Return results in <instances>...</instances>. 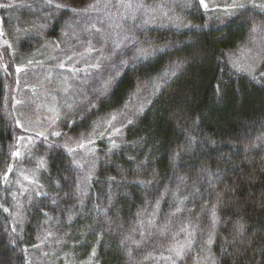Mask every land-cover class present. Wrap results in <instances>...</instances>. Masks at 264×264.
Returning <instances> with one entry per match:
<instances>
[{
    "label": "trees",
    "instance_id": "obj_1",
    "mask_svg": "<svg viewBox=\"0 0 264 264\" xmlns=\"http://www.w3.org/2000/svg\"><path fill=\"white\" fill-rule=\"evenodd\" d=\"M50 1L62 19L95 0ZM188 20L185 29L146 30L149 55L124 66L108 95L77 116L75 126L89 130L137 108L117 142L99 140L92 173L54 141L53 189L32 203L21 232L0 201V264H31L45 224L63 240L65 264H196L200 256L264 264V9L247 6L216 30L195 1ZM228 52L259 58L247 71ZM4 61L0 183L19 132Z\"/></svg>",
    "mask_w": 264,
    "mask_h": 264
},
{
    "label": "rangeland",
    "instance_id": "obj_2",
    "mask_svg": "<svg viewBox=\"0 0 264 264\" xmlns=\"http://www.w3.org/2000/svg\"><path fill=\"white\" fill-rule=\"evenodd\" d=\"M195 1L216 30L247 6L264 9V0H95L61 19L60 6L50 0H0V63L5 69L6 59L10 67L19 128L14 157L0 183V201L18 232L36 198L53 189L50 143L71 149L75 162L92 173L99 140L117 142L128 113L137 108L104 115L89 130L75 126L77 116L108 95L124 66L149 55L146 30L190 27ZM240 4L244 7L234 6ZM228 53L237 68L247 71L259 58L253 52ZM45 225L30 251L31 264H65L63 240ZM196 264L213 262L200 256Z\"/></svg>",
    "mask_w": 264,
    "mask_h": 264
},
{
    "label": "snow or ice",
    "instance_id": "obj_3",
    "mask_svg": "<svg viewBox=\"0 0 264 264\" xmlns=\"http://www.w3.org/2000/svg\"><path fill=\"white\" fill-rule=\"evenodd\" d=\"M203 2V0H201V3ZM130 6V5H129ZM234 6H236V7H244V5L243 4H240V5H234ZM119 45H117V47H118ZM98 66V65H97ZM115 117H113V119H114ZM59 133H57V135H58ZM70 151H71V149H70ZM16 155H19V153H17ZM181 253H180V251H177V255H180Z\"/></svg>",
    "mask_w": 264,
    "mask_h": 264
}]
</instances>
